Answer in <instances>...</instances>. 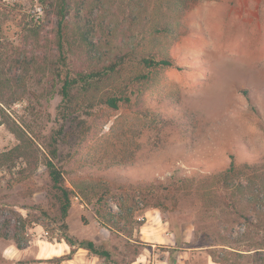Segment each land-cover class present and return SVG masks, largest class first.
<instances>
[{
	"label": "rangeland",
	"instance_id": "obj_1",
	"mask_svg": "<svg viewBox=\"0 0 264 264\" xmlns=\"http://www.w3.org/2000/svg\"><path fill=\"white\" fill-rule=\"evenodd\" d=\"M31 6L32 0H0V67L8 74L16 70L7 60L17 54L41 56L39 46L24 37L25 25L32 20ZM155 15L158 23L172 30L161 34L158 41L163 53L174 61V67L166 69L144 95L145 106L164 120L159 131L147 126L133 139V145L129 136L127 147L116 140L101 147V136L127 111L97 108L64 127L55 162L67 186L77 180L104 182L118 200H123L122 189L132 193L127 203L133 211L130 223H120V234L109 233L97 223L92 206L73 200L66 220L68 233L78 240L104 244L109 250L117 248L113 254L116 264H163L167 260L169 264H206L207 251L193 248L194 226L186 220L190 211L177 214L144 208L140 192L148 188L139 182L162 180L173 170H179V175L213 174L229 165L230 156L238 166L248 164L264 170V0H158ZM43 19L46 23L45 11ZM55 22L50 19L41 37H51ZM46 74L30 70L23 80V98L4 108L0 104L45 156L60 128V82L58 78L51 82ZM16 144L14 135L1 125L0 153ZM112 158L121 163L108 166ZM47 184L42 163L26 176L2 173L0 209L7 207L25 217L23 208L39 205L54 216ZM112 208L117 210L114 205ZM243 211L255 222L250 207ZM29 213L31 218L34 211ZM155 213L158 222L178 228V246L191 247L193 252L177 254L157 243L153 237ZM141 218L145 223L138 227ZM235 230L248 232L253 242L264 237L262 225L258 230L243 219L236 221ZM55 234L49 238L42 226L28 225L24 234L28 245L21 253L12 240L0 239V264H57L54 256L63 242L56 240ZM184 236L190 238L187 245ZM70 264L112 263L82 249ZM229 264L255 263L253 255H248L236 261L232 258Z\"/></svg>",
	"mask_w": 264,
	"mask_h": 264
},
{
	"label": "trees",
	"instance_id": "obj_2",
	"mask_svg": "<svg viewBox=\"0 0 264 264\" xmlns=\"http://www.w3.org/2000/svg\"><path fill=\"white\" fill-rule=\"evenodd\" d=\"M39 1L47 7L44 10L47 22L31 20L25 25L24 37L39 46L41 56L21 52L10 58L8 64L16 70L13 74L0 67V104L4 108L23 98L26 89L23 80L30 70L43 75L47 72L51 82L54 78L60 82L57 91L60 128L51 138L45 156L34 139L0 108V126L4 125L17 140L13 148L0 153V181L2 173L26 176L42 163L54 216L50 217L39 205L23 208L25 217L13 209L1 208L0 239L12 240L18 250H23L28 245L24 237L27 226L37 224L49 238L55 237L56 231V240L70 249L55 258L57 264L71 260L79 249L116 264L113 254L117 248L109 250L104 244L76 239L69 235L66 220L73 200H77L83 206L94 208L101 227L109 233L120 234V223H130L133 215L127 205L133 194L122 189L123 200H118L108 184L90 180L72 181L67 186L64 173L55 163L58 142L68 123L91 115L97 108L109 112H118L121 108L127 111L114 122L109 133L101 136V147L110 146L112 140L127 147L129 136L133 145V139L147 126L159 131V123L164 120L145 106L144 95L166 69L174 67V61L163 53L158 41L161 34L167 35L172 30L157 22L155 2L158 0ZM51 18L56 21L55 30L45 39L41 33ZM40 41L42 43L38 44ZM230 160L224 170L209 175H179V170H173L162 180L141 181L140 185L148 188L140 192L142 204L144 208L167 213L190 211L186 220L194 226L196 246L193 248L207 251L214 263L229 264L232 258L236 261L253 255L255 264H264V237L253 242L248 232L235 230L238 219H243L249 227L259 230L262 225L264 228V170L248 164L238 166L233 156ZM118 163L121 160L112 158L108 166ZM247 207L256 216L255 222L244 214ZM29 211H34L31 218ZM144 223L145 219L141 218L137 225L141 227ZM171 231L176 245L172 251L178 252L182 248L178 246L179 230L172 228ZM247 237L249 241L245 242Z\"/></svg>",
	"mask_w": 264,
	"mask_h": 264
},
{
	"label": "crops",
	"instance_id": "obj_3",
	"mask_svg": "<svg viewBox=\"0 0 264 264\" xmlns=\"http://www.w3.org/2000/svg\"><path fill=\"white\" fill-rule=\"evenodd\" d=\"M154 228V227H153ZM153 237H155V240L157 241V243L162 244L164 248H167L168 250H173L174 249V245H175V237L174 234L172 233L169 225L167 223L164 222H158V217L157 214L155 213V232H153ZM190 238H187L186 236L183 237V241L185 243H189ZM58 249H56L58 252L56 254V256H54L55 258H58L62 255H65L69 252V247L63 242L58 244ZM82 249H79L74 256L72 257L71 260L69 261H63L59 264H70V263H74L78 252L81 251ZM193 248L191 247H185V248H181L179 249V251L177 252V254H185L187 255L189 252H193ZM18 252H23L22 250H18ZM168 256L170 257V254L168 253ZM163 264H169L168 260L165 261ZM185 264V262L183 263ZM206 264H217L214 263L211 258L208 256L207 260H206Z\"/></svg>",
	"mask_w": 264,
	"mask_h": 264
},
{
	"label": "built area",
	"instance_id": "obj_4",
	"mask_svg": "<svg viewBox=\"0 0 264 264\" xmlns=\"http://www.w3.org/2000/svg\"><path fill=\"white\" fill-rule=\"evenodd\" d=\"M5 2H8L9 0H3ZM29 14L31 19L37 23L40 22L44 17V9L39 0H32V6L29 9Z\"/></svg>",
	"mask_w": 264,
	"mask_h": 264
}]
</instances>
